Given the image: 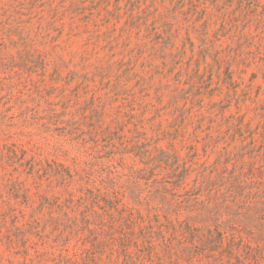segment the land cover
<instances>
[{
	"label": "rangeland",
	"instance_id": "rangeland-1",
	"mask_svg": "<svg viewBox=\"0 0 264 264\" xmlns=\"http://www.w3.org/2000/svg\"><path fill=\"white\" fill-rule=\"evenodd\" d=\"M0 264H264V0H0Z\"/></svg>",
	"mask_w": 264,
	"mask_h": 264
},
{
	"label": "trees",
	"instance_id": "trees-1",
	"mask_svg": "<svg viewBox=\"0 0 264 264\" xmlns=\"http://www.w3.org/2000/svg\"><path fill=\"white\" fill-rule=\"evenodd\" d=\"M235 179H237V181L235 180V182H233V183H231V182L228 183L229 187L231 189H237V191L236 190H230L231 191L230 194L232 195V197H236V196L240 197L243 194H246L245 193L246 190H252V187L251 186L249 187L248 185L246 186V182L242 181V179L240 177H235ZM254 192L256 193L255 190H254ZM115 200H118V199H115ZM137 200H138V197H132L133 202H136Z\"/></svg>",
	"mask_w": 264,
	"mask_h": 264
}]
</instances>
